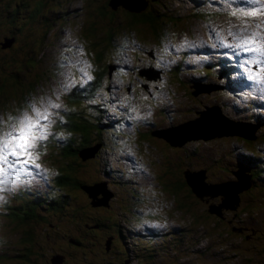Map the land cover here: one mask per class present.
<instances>
[{"label": "rangeland", "instance_id": "obj_1", "mask_svg": "<svg viewBox=\"0 0 264 264\" xmlns=\"http://www.w3.org/2000/svg\"><path fill=\"white\" fill-rule=\"evenodd\" d=\"M41 1H44L45 5L39 6L37 8L39 11H34L36 3ZM192 1H206L207 3L202 4L203 8L210 10L208 14L216 17L209 18L207 14L202 12H198V15L188 13L187 9ZM115 2L116 0L113 2L112 0H0V42L9 36L13 38L10 43H14L16 46L19 41L18 48L20 47L17 51L18 54H14L15 50L6 49L0 44V57H6L12 53L18 55L16 62H9L6 66L12 68L15 63L23 64L25 61L26 64L22 66H24L23 70L25 68L24 71H26V67H30L34 60L29 58V55L35 54L34 50L30 52L31 49L42 50V53L38 51L41 54L40 63L47 64L46 67H39V65L30 68L36 74H38L37 71L41 72L40 74L44 79L35 87L34 93L32 92L30 97L23 103V109H19L17 115L13 118L0 115V118H2L0 119V140L6 138V134L11 131L10 121L22 117L25 112L31 113L33 104L43 108L45 102H66L63 92L64 89L68 88L65 87L72 81H82L81 75L75 78L74 71L76 67H79V69L81 66L87 67L82 58L84 56V53H82L83 47L81 43L75 41L76 35H81L84 26H87V39L92 45L94 31L89 29L90 20L96 19V10H101V7L104 6L109 9L107 11H110V8L113 7L112 3ZM167 5L172 12L176 13L177 17H183V19L180 20L175 17L170 20L169 16H164V19L170 23L166 36L156 37L152 35V30L144 26L143 23L130 24L137 32L134 35V40L129 42L131 52L135 60L138 59L136 57L137 52L146 59L138 64L136 62L131 70L126 68V76L123 81L121 78H117L114 83L109 85L112 93L117 89L122 91L121 96L123 98H118L119 102H116V106H121V104L131 100L132 96H136L143 103L134 104L130 107L132 109L130 115L133 116V121L138 122L136 117L149 114L155 118L157 127H164L163 119L160 118L161 115H158V113L164 111L158 109L156 116H154L148 110V105L144 103L142 98L138 97L137 91L140 90H136L135 93L133 91L135 84L131 83L133 77L137 78L136 72L142 68L140 65L145 66L149 63L148 59L152 58V55L149 54L151 48H153V53L154 50L157 52L153 57L157 58L158 63L160 58L163 59L165 55V58L167 57L169 61L177 58L178 62L182 63L180 67H183L184 70L181 77L186 86L189 82L185 80V76L194 75L188 70L189 66H192L190 61L202 57L206 61L205 67L211 71H216L218 74L219 68H215L216 61L222 62L226 68L233 66L235 62L238 70L236 72L232 71V74L227 77L232 81L231 87L227 88H229L230 96L236 106L230 105L227 112H224L229 116L227 117L229 119L226 120L236 123L238 129L250 133L252 130L259 132L262 129V124H259L250 116L257 117L256 111L264 112V105L256 106L254 109V106L244 103L248 97L256 96L257 93L264 94V0H171ZM121 9L117 7L114 13H101L106 19L101 27H105L111 19L125 21L127 17L124 14V9ZM253 11L257 12L256 16L242 15V13ZM116 12L121 13L119 17L116 16ZM128 34L130 35V33ZM148 35L150 37H147ZM142 37H145V39ZM137 43H140L145 51L136 50L137 47L134 49L133 45ZM14 44H11L10 48ZM68 49H72L73 52ZM180 49H186L183 54L186 60H183V57L180 56L178 52ZM257 49L259 50L257 51ZM87 50L86 47L85 51ZM56 51L60 55L63 52L64 56L61 55L60 57H64L62 59L64 65L62 66V63L55 64L56 69L52 74L53 68H50L51 63L49 61L57 58ZM194 51H197V53ZM199 51L204 53H198ZM172 53L175 54L174 57L171 56ZM121 54L124 55L122 58L126 66V60L132 59V56L128 51ZM27 58L28 60H26ZM65 58H69L70 63H67ZM117 59L115 60L116 65L118 64ZM170 64L174 63L170 62ZM174 66L176 65L174 64ZM58 68H61L60 72H58ZM151 68L149 70L151 74L146 72L147 69H140L138 72L153 76L155 68L163 70V66L156 67L153 64ZM232 69L234 68L232 67ZM166 75H170V77L166 78L161 75V78L166 82L162 84L163 88L160 92L167 90L170 82L172 93L165 95V99L161 103L152 102V104L156 103V105L169 110L168 112L171 113L170 123L189 118L194 113V109L198 108V105L202 106L200 108L206 109L202 93L192 95L187 89L181 90V88H184L183 84L171 83V81H177L175 73L171 72ZM111 76L116 75L111 72ZM212 77L214 82L210 84V88H215V90L213 91L214 94H207V97L212 98L211 101L217 99V102L227 100L225 93H221V88L225 87L227 78L221 74ZM234 81H236L235 86ZM216 83L217 85H215ZM253 85H255V90ZM198 86L200 84H196V87ZM19 88L22 87L18 85L13 87L11 89L12 93L18 92ZM126 92H128L127 96ZM172 96L175 98L176 103L172 102ZM8 98L4 101L5 103L17 105V98L12 99L10 96ZM248 101H251L250 104L253 105L263 103L259 98L249 99ZM111 104V106H114L115 103ZM111 109L114 108L106 107L104 111L108 120L113 117ZM240 109H243L244 118L239 117V114H241ZM207 110L210 111L212 117L223 118L216 107L212 106V110ZM60 111L61 108L54 110V112H58V115ZM198 114L199 112L196 116ZM57 117H54L48 129L49 134L52 132L53 124H58ZM116 117L118 118V113H116ZM242 123L245 124L242 125ZM199 125L196 126V129L183 128L180 130L178 133V135H181L180 139L190 133L203 135L214 133V136L208 138L201 136L187 137L182 140L176 138L178 135L169 136L172 141L169 137L164 139L172 144L170 145L163 140L169 146L165 148L167 150L163 149V151L173 154L171 156L173 161L190 167V171H193L189 174L192 176L189 177L192 183L197 181L194 180V177L201 179L203 173L200 171L201 169L198 172L196 168L204 165L208 167L203 180L201 179L196 184L197 189L194 186L193 191L196 195L192 192L189 194L191 198L189 201L192 204L187 206L189 209L191 207L192 210H196L200 215L205 216L204 223H192L191 211L184 213L176 210V205L168 198V194L161 190L162 186L158 183V171L165 167L164 156L162 151L154 149L150 142L147 144L144 142V139L148 138L145 134L144 139L141 137L143 139L141 147L136 145V141L135 144H127V148L133 150L136 154L128 157L120 166V163L115 161L116 154H113L111 149L108 151V148L106 151L109 161H106V163L95 162L93 159L97 157L90 161L87 160V167L85 166L87 169L83 170L82 168V171L80 170L76 175L78 179L75 182H82L80 184L81 189L78 190V201L74 197H68V200L59 201L50 206L53 202L51 200L47 202L33 200L34 190L51 186L53 180L49 178L48 166L50 161H46V158L49 151L54 149L49 150L50 143L44 140L37 145L35 150L34 158L37 160L36 165H39V167L29 164L26 170L20 173L19 180L11 186V190L0 191V197H3V200L0 201V264H25L20 262L17 254L29 249L28 245L31 242H36L38 246L43 244L42 248L47 253V256H45L44 252L41 251L42 256H40L41 246L38 247L35 253L29 256L32 259V264L37 262L36 259L46 264H127V262L129 264H149L147 257L154 251L157 252V257L153 259L155 262L153 264H245L260 261L257 254L250 252L247 243L251 239L244 238L242 233L232 229V220H236V215L228 208L216 205L219 199L218 195L224 194L226 204L232 205L236 202L233 196H239L241 199L242 195L248 192L246 191L248 175L243 174L246 170L243 171L242 166L229 155L231 138H239L240 143L244 142L246 145H248V142L240 137L231 136L230 133H234V130L228 123L225 124L224 128L220 127L219 129H200ZM103 131L106 134L111 129L105 127ZM188 140L191 141L187 142ZM195 141H206V143L197 145L195 155H185L183 149L180 150L184 145L193 146L197 143ZM158 147L161 146L158 145ZM146 152H149L148 155L145 154ZM108 154L113 158L112 161ZM56 162L58 161L56 160ZM95 168L100 171V178H104L106 189L109 192L112 191L111 196H108L109 193L103 183L96 181L88 184L89 181L84 178V174L88 175V170ZM101 168L105 169L102 171ZM171 168L174 169V167ZM239 174L244 175L245 179L240 180ZM12 179H16L15 176ZM108 182L114 183H111L112 186H110ZM86 186H88L89 192L83 189ZM98 186L101 187V192H99ZM56 188L54 191H62L59 184H56ZM23 191L26 193L24 194ZM22 193L23 195L20 196ZM161 197H163L164 208H157V203H159ZM221 197L223 198V196ZM24 198H28L30 202H33L32 210L36 212V219L29 217L28 220L22 221L19 217L9 216L12 212L23 214L21 208L7 207L20 203ZM25 205L27 206V204ZM258 206L255 203V207L258 208ZM50 207L58 210L59 214L57 213L56 216L60 219L55 215L52 217L51 210L54 209H50ZM259 208L256 209L257 213L253 212L251 214L248 212L243 216L245 220L257 224L259 227L262 225L264 230V221L263 223L260 222V218L264 216V207ZM235 209L241 211L236 207L231 208L232 211H235ZM155 210H159V212ZM45 216L48 218L49 223L45 224V232H41L38 228L42 227L44 229V225L41 224L40 227H37V225L40 224V221L46 219ZM108 217L112 219H108ZM50 224L52 225L50 226ZM117 227L123 229L122 233H116ZM30 230L34 233L32 240L27 239L26 235L22 237L25 231L31 232ZM59 230L62 231L61 235L58 232ZM153 231H156V233H153ZM148 234L153 236L154 239L152 240ZM115 238H121L120 243L122 245L120 247L114 244ZM19 239L25 241H22L21 244ZM259 249L262 250L260 247ZM58 256H61L59 262H57ZM23 258L25 259V256Z\"/></svg>", "mask_w": 264, "mask_h": 264}, {"label": "trees", "instance_id": "obj_2", "mask_svg": "<svg viewBox=\"0 0 264 264\" xmlns=\"http://www.w3.org/2000/svg\"><path fill=\"white\" fill-rule=\"evenodd\" d=\"M117 1V0H116ZM146 2V6L144 10L142 11H128L126 10L122 5L118 4L116 7L110 8V11L108 8H105L102 6L101 10H96L95 12L96 19L90 20L89 29H92L94 31L93 33V44L88 41L87 39V32L86 28L87 26H84L83 33L77 34L75 41L77 43H81L83 47L84 56H82L84 62L87 64V67L81 66L75 69V78H78L79 75H81L82 81H72L69 83L64 89L63 95L65 98V101L60 103L61 105V111L56 119H58V124H53L52 126V132L54 133L55 137H49L46 141L50 143V149H54L53 151H49V155L46 158V161H50V168H53L52 170L48 166V173L49 178L53 179L51 181V186L48 188H42L40 190H34V195L32 198L36 201H53L51 202L50 206H53L54 203L59 201H66L69 198L68 197H74L78 201L79 195L78 190L81 189L80 184L82 182H75L77 178L78 172L80 170L87 169L86 162L87 160H92L94 157H97L95 162H105L107 160L106 155V149L111 148L112 146L115 148H121L122 150L127 149V144H130V139H126L127 135L124 134V132L120 133L121 129H125L129 126V123L133 120V118H129V116L124 115L122 117H119L117 119L113 118L108 120V117L105 116V110L108 105V99H106V94L108 92L109 85L114 83L117 78H121L123 81L126 76V67L124 65V57L123 52H129L132 56V62L133 64L140 63L142 60L146 59V57H143L139 52L136 53V57L138 58L135 60L133 53L131 52L130 44L133 38L137 33L133 27L130 26L132 23H143L144 26L151 29L152 35L159 37L161 35L166 36L167 32L169 30L170 23H168L164 18V16H169L170 20L172 18L177 17L176 13L172 12L170 7L167 5L168 2L171 0H143ZM207 3L206 1H199L194 2L192 1V4L188 7L187 11L191 14L198 15V12H202L203 14H207L209 18L216 17L211 16L208 14V11L205 10L206 8H203L202 4ZM45 5L44 1L37 2L33 9L34 11H39L37 9L39 6ZM104 5V4H103ZM109 5V2H108ZM117 7L122 8L121 10L125 11L124 14L126 15L127 19L125 21L121 19H109L110 21L108 24L105 25V27H101L102 24L106 21L104 13L112 12L114 13L115 9ZM114 8V9H113ZM169 8V9H168ZM100 11V12H99ZM103 13V14H101ZM121 13L116 12V16L119 17ZM123 14V13H122ZM180 20L183 19V17H177ZM104 19V20H102ZM169 25H168V24ZM162 25V26H161ZM127 26V27H126ZM129 32H128V31ZM122 32V33H121ZM130 33V35L128 33ZM134 32V33H133ZM126 38L124 39V37ZM147 37H150L149 35ZM7 36L4 41H1L0 44L6 49H12L15 50L13 52L14 54L17 53V51L20 49L18 48V43H10L13 38ZM145 39V37H142ZM137 40V38H136ZM84 42V44H83ZM11 44H14L12 48H10ZM139 45H133V48L136 50H143L145 49ZM8 45V46H7ZM86 47L88 48L87 51H85ZM98 48V49H94ZM26 50V49H25ZM35 51V54L29 55V58H33L32 65L30 67H26L23 70L22 66L23 64H26L25 61L22 63H15V65L12 68H9L7 63L9 62H16L18 60V55L8 54L6 57H0L2 63H0V115H3L5 117L13 118L17 115L18 110L23 109V103L30 97L32 92L34 93L35 87L39 85L42 80L44 79L42 75L37 71L38 74H36L32 69H30L33 66H44L46 67L47 64L40 63V53L38 51L42 50H35L31 49L30 52ZM70 52L73 50L68 49ZM186 49H180L178 52L180 53V56L183 57V60H186L185 56L183 54L185 53ZM25 52V51H24ZM69 52V51H68ZM69 52V53H70ZM197 53V51H194ZM57 58H54L50 60L51 63L50 68L52 69V74L54 73V69H56V66H54L57 63H62V66L64 65L62 59L64 57H60L61 55L64 56L63 52L60 55L58 51ZM156 50H154V53L149 52V54L152 55V58H149V63L145 64V66H141L140 69H147L146 72L149 73L150 68L152 67V64L156 67L163 66V70H157L155 68V74H152L153 76L143 75L137 71L136 76L140 78H134L131 79V83L135 84V87L133 88V91L136 93L137 91L138 97L142 98L143 101L146 102H157L162 101V95L160 93L162 87V84H164L166 81L161 78V75L169 78L166 74L175 73L177 76V81H171V83L175 84H183L184 80L182 79L181 75L183 74V67H180V62H178L177 58L167 59L165 56L163 59L160 58V62L158 63L157 58L153 57L155 56ZM193 53V52H191ZM198 53H204L203 51H199ZM18 54V53H17ZM24 54V53H23ZM22 54V55H23ZM150 55V56H151ZM171 56H175L174 53L171 54ZM117 59V65L115 64V60ZM204 58V57H203ZM4 59V60H2ZM67 59V63H70L69 58ZM121 59V60H120ZM28 60V58L26 59ZM181 60V58H180ZM200 60V61H198ZM170 62H173L174 64H170ZM85 64V65H86ZM112 64V67H111ZM142 64V63H141ZM190 64L192 66H189V69L191 73L194 75H189L186 77L185 80H187L189 83H187V86L184 85V88H181V90L187 89L189 92H191L192 95H198L203 94L204 96V106L209 105V107H216L218 111L222 114L223 118H214L212 119L216 123H225L223 119H229L227 114L224 112H227V109L230 105H235L232 101V98L230 96L231 92L229 88L231 87L230 84H232V81L228 79L229 75L232 74V71H235L236 63L234 62L233 66L230 67H224V64L222 62L216 61L215 68H219L218 72L219 74L225 76L226 79V85L221 88L222 92L225 93V97L228 98L227 100H222V102H217V99L207 97V91L210 90V84L213 83L214 79L212 76H218L219 74L216 73V71H211L208 68L205 67L206 61L205 59H202L200 57L197 60L190 61ZM174 66V67H173ZM72 67V66H71ZM18 68V69H15ZM42 69V68H41ZM152 69V68H151ZM43 70V69H42ZM121 70V71H120ZM171 70V71H169ZM44 71V70H43ZM61 71V68H58V72ZM80 71L82 72L80 74ZM90 71V72H89ZM160 71V73H159ZM111 72H113L116 76H111ZM162 72H164L162 74ZM151 74V73H149ZM91 76L92 79L88 80L87 77ZM232 78V77H231ZM169 81V80H168ZM147 83H152L150 86ZM236 81H234L235 86ZM196 84H200V86L196 87ZM16 85L21 86L22 88L18 89V92L12 93L11 89L15 87ZM126 85V84H124ZM128 85V84H127ZM217 85V83L215 84ZM123 86V83H122ZM253 89L255 90V85H253ZM142 91V92H141ZM170 94L172 93L170 82L169 86L167 87V91ZM128 93V92H126ZM159 99L157 98L158 96ZM224 95V94H223ZM11 97L12 99L17 98L18 103L17 105L14 104H8L5 103V100H8V97ZM108 96V94H107ZM246 96V95H245ZM248 96V95H247ZM264 94L257 93L256 96L248 97L247 101H245L244 104L249 106H254V109L256 106L264 105ZM259 98L263 103L253 105L252 103L248 101L249 99H255ZM138 101H141L137 99ZM201 105H198V108L194 109V113L192 116H190L188 119L183 120L181 122H178L177 124L182 125L187 120L193 119V117H196V114L202 110L203 108ZM115 111L114 109H112ZM164 115L171 114L168 112L169 110L163 109ZM212 110V108L210 109ZM256 111V110H255ZM241 114L240 117L244 118L243 109H240L239 111ZM210 113V111H209ZM199 115V114H198ZM255 116H250L252 119H254L259 124H262V129L257 132L252 130V132H247L241 129L236 128L235 126H232L234 129V133H230L231 136L240 137L241 139H244L248 142V145H246L244 142L240 143L239 138H231L230 139V154L231 158H234L240 166H242V170H246V174L248 175V185L246 187L247 193L242 195L241 199H236V202L232 205L226 204L224 201L225 195L221 194L218 195L219 199L216 203L219 207L228 208L234 215L236 220L233 221L232 229L236 232L242 233L244 238L251 239L247 244L250 248V252L257 254L260 261H257L255 263H245V264H264V230L262 229V225L259 227L257 224H253L250 221H247L244 219L243 214H246L250 212L251 214L257 213L256 209H260L259 207H264V112H257L256 111ZM131 116V115H130ZM4 117V118H5ZM123 119V120H122ZM231 119V118H230ZM114 120V121H113ZM122 120V121H121ZM131 120V121H130ZM232 120V119H231ZM56 121V120H55ZM219 121V122H218ZM121 124V127H120ZM200 124V121L196 124H189L183 128L189 129H196V126ZM176 125V124H174ZM202 124L199 125V128L201 129ZM110 128L111 131L106 134L103 131V128ZM208 128V127H205ZM238 129V130H237ZM149 133H142L138 136H136V145H139L141 147V143L144 139V134L148 137L144 139V142L147 144L150 142V144L154 147V149L161 150L162 154L164 156V163L165 167L158 171V183L162 186V191L166 194H168V198L176 205V210L185 212H190L191 219H193L192 223H204V217L203 215H200L199 212L196 210H192L191 207V198L189 197V194L193 191V185L190 182V178L192 177L189 174L193 173V171H190V167L182 165L180 162H175L171 158L173 154H169V152L163 151L166 147H169L163 140H165L167 143L170 144V142L166 139H168L169 136H176L180 132L177 131L173 134H160L158 135L156 132L160 131L156 128L148 129ZM152 130V131H151ZM182 130V129H181ZM116 131L118 134H116ZM170 132V131H169ZM239 133V134H238ZM233 134V135H232ZM152 135V136H151ZM181 135H178L176 138L180 139ZM143 137V139L141 138ZM167 137V138H166ZM166 138V139H164ZM187 138V135H184L180 140ZM208 138V137H206ZM169 139L172 141L171 137ZM178 140V141H180ZM191 140H188L189 142ZM134 142V141H133ZM163 143V144H162ZM172 144V143H171ZM170 144V145H171ZM160 145L161 147H158ZM198 145V144H197ZM197 145L193 146H185L181 148L185 152V155H195L196 149L198 148ZM234 148V149H233ZM167 150V149H165ZM149 151V150H147ZM191 151V152H190ZM187 152V153H186ZM149 152H146L145 154L148 155ZM88 155V156H87ZM104 155V156H103ZM106 158V160H105ZM56 160L58 162H56ZM45 161V160H44ZM82 166V167H81ZM86 166V167H85ZM171 167H174L172 170ZM204 167V168H203ZM201 169L203 171V177L205 176L207 170V166L204 165ZM168 168V170H166ZM79 169V170H78ZM198 169V168H196ZM166 170V171H164ZM99 170L97 168L93 170H88V175L84 174V178L89 181L88 184H92L96 181H99L104 184L105 187V181L104 178H100ZM233 172V171H232ZM237 174V172H236ZM52 175V176H51ZM96 176V177H94ZM202 177V180H203ZM225 178V177H224ZM223 180V179H222ZM114 183V182H111ZM111 183L108 182L110 186ZM56 184H59V187L62 191H54L56 188ZM243 185V184H242ZM245 186V185H243ZM99 187V192H101V187ZM109 188V187H108ZM242 188V187H241ZM86 192H89L88 186L83 188ZM106 189V187H105ZM111 189V188H110ZM76 190V191H75ZM107 190V189H106ZM108 191V190H107ZM262 191V193H260ZM25 194L26 192L23 191ZM20 194L21 195H23ZM108 196L112 195V191H108ZM254 193V194H253ZM105 194V192H104ZM260 194V195H259ZM196 195V194H195ZM161 196V194H160ZM223 196V198L221 197ZM184 197L185 200H184ZM239 197V196H238ZM41 199V200H40ZM163 199V197H161ZM190 202L189 205H187V201ZM255 203H257L259 206L258 208L255 207ZM27 204V206L25 205ZM33 202H30L28 198H24L20 203H15L14 205H9L7 208L12 207L14 209L21 208L23 214H17V213H10V215L19 217L22 221L28 220L29 217H33L36 219V212L32 210ZM23 205V206H22ZM37 205V204H36ZM38 206V205H37ZM143 207V206H142ZM236 207L240 209L241 211L235 209V211H232L231 208ZM144 210L145 207H143ZM248 208V209H247ZM50 209H54L53 207H50ZM249 210V211H248ZM264 212V211H263ZM228 213V212H226ZM52 217L56 213L52 212ZM59 214V213H58ZM227 216V214H226ZM57 217V216H56ZM55 217V218H56ZM46 219L42 220L41 223L44 225L43 227L46 228L45 224L47 223V217ZM60 219L59 217H57ZM264 216L260 218V222L263 223ZM207 228V227H206ZM208 229V228H207ZM263 230V231H262ZM31 231V230H30ZM59 234L62 233V231H58ZM156 232V231H153ZM26 235L27 239H31L34 236V233L25 231L24 237ZM70 235V234H69ZM68 235V236H69ZM262 236V237H260ZM241 237V236H240ZM21 241V239H19ZM22 241H25L24 239ZM21 241V244H22ZM122 240L121 238H115L114 244L118 245L119 247L122 245L120 243ZM30 244V243H29ZM24 245H26L24 243ZM41 246V247H40ZM42 245H37L36 242H31L30 245H28L29 249H26L23 251V253L17 254V256L20 258V262H24L25 264H32V259L29 258L30 255L34 254L35 251L40 247L39 254L42 256V252H44L45 256H47V253L43 250ZM259 247L262 249L260 250ZM246 249V248H245ZM22 254V255H21ZM25 256V259L23 258ZM37 262L34 264H46L41 263L36 259ZM14 263V261H12ZM21 264V263H19Z\"/></svg>", "mask_w": 264, "mask_h": 264}, {"label": "snow or ice", "instance_id": "obj_3", "mask_svg": "<svg viewBox=\"0 0 264 264\" xmlns=\"http://www.w3.org/2000/svg\"><path fill=\"white\" fill-rule=\"evenodd\" d=\"M242 15L256 16L257 12ZM87 79L91 80L92 77L88 76ZM60 108L59 103L45 102L43 108L33 104L31 113L25 112L22 117L10 121L11 131L6 134V138L0 140V191L11 190V186L19 180L20 173L24 172L29 164L36 165L34 157L37 145L47 140L48 129L54 117L58 116V112L54 110ZM13 176L16 179H12ZM2 200L3 197H0V201Z\"/></svg>", "mask_w": 264, "mask_h": 264}, {"label": "clouds", "instance_id": "obj_4", "mask_svg": "<svg viewBox=\"0 0 264 264\" xmlns=\"http://www.w3.org/2000/svg\"><path fill=\"white\" fill-rule=\"evenodd\" d=\"M126 68L128 69V70H131L132 69V67L135 65V64H133V62H132V59H129V60H126ZM235 69V68H234ZM236 72V71H235ZM187 76H189V75H187ZM187 76H185V79H186V77ZM167 90H165L164 92H160L161 93V95H162V98H163V100L165 99L164 97H165V95H167V94H170L169 92H166ZM107 94H108V96H107ZM107 94H106V99H108L109 98V100H108V105H107V107H111V108H114V110L115 111H113L112 109V113H113V117L111 118V119H113V118H115V115H116V113H118V118L119 117H122V116H124V115H127V116H129V118H133V116L131 115L130 116V113L132 112V109L130 108L132 105H134V104H140V103H143L142 101H138L137 100V98H136V96L135 97H131V100H128V101H126L124 104H121V106H116V102H119V100H118V98H123L122 96H121V94H122V91H119L118 89H117V91H115L114 93H112L111 92V87L109 86V88H108V92H107ZM128 95V93H126V96ZM159 97H161L160 96V94H159V96L157 97L158 99H159ZM122 102V101H121ZM157 102H162V101H157ZM156 102V103H157ZM172 102L173 103H176V100H175V98L172 96ZM111 103H115V104H113L114 106H111L112 104ZM144 103H146L147 105H148V110L149 111H151L153 114H154V116H156V114H157V110L159 109V110H161V108H163V109H165V107H163V106H160V105H156V103L155 104H152V103H150V102H146V101H144ZM206 106H209V105H206ZM205 106V107H206ZM131 109V110H130ZM167 110V109H166ZM122 111H123V113H122ZM157 111V112H156ZM158 115H161L160 116V118H162L163 119V122H164V127H162V128H159V127H157L156 125H155V118H153L152 116H150L149 114H147V115H140L139 117H136L137 119H138V122H134L133 120L129 123V126L128 127H126L125 129H121V131H120V133H122V132H124V134L125 135H127V138L126 139H130V144H135L134 142L136 141V136H138V135H140V134H142L143 133V131L146 129V130H148V129H152V128H156V129H158V130H163V131H157L156 133L158 134V135H160V134H164V133H169V131H170V133L171 134H173V133H176L177 131H179V130H181V129H183V127L182 128H177L178 126H181V125H179V124H177L178 122H181V121H183V120H186V119H188V118H186V119H181V120H179V121H176V122H173V123H170L169 121H171V114H169V115H164V113H162V112H160V113H158ZM240 117V116H239ZM194 118V117H193ZM115 119H117V117L115 118ZM123 120V119H122ZM121 120V121H122ZM144 120H146V121H144ZM190 120V119H189ZM242 120V119H241ZM114 121V120H113ZM182 123V122H181ZM186 123V122H185ZM174 124H176V125H174ZM120 127H121V124H120ZM52 130V129H51ZM152 131V130H151ZM53 133V132H52ZM54 134V133H53ZM116 134H118V132L116 131ZM53 137H55V135L53 136ZM167 138V137H166ZM134 141V142H133ZM195 142H197L196 144H194V146L195 145H197V144H199V143H206V141H195ZM109 149H111V151H112V153L113 154H116V158H115V161H117V162H119L120 164H119V166L120 165H122V162L123 161H125L126 159H128V157H132L133 155H135L136 153L133 151V150H131V149H125V150H122L121 148H115V147H111V148H109ZM109 149H108V151H109ZM106 155H107V151H106ZM104 156V155H103ZM108 156L110 157V155L108 154ZM112 159L113 158H111L110 157V160L112 161ZM105 160H106V158H105ZM108 160V159H107ZM109 161V160H108ZM102 163H104V162H102ZM119 166H118V168H119ZM200 168H202V167H200ZM200 168H198V169H196L197 171L198 170H200ZM204 168V167H203ZM201 171V170H200ZM199 172V171H198ZM203 172V171H202ZM50 187V186H49ZM48 188V187H47ZM7 207V206H6ZM133 233V232H132ZM153 233H156V232H153ZM152 233V234H153ZM149 235V237L153 240L154 239V237L153 236H151L150 234H148ZM151 240V241H152Z\"/></svg>", "mask_w": 264, "mask_h": 264}, {"label": "water", "instance_id": "obj_5", "mask_svg": "<svg viewBox=\"0 0 264 264\" xmlns=\"http://www.w3.org/2000/svg\"><path fill=\"white\" fill-rule=\"evenodd\" d=\"M114 0H112L113 2ZM140 2H142V4H140ZM139 3H134V2H131L130 0H117L115 3H112L113 7H116L118 4L122 5L126 10L128 11H142L144 10L145 6H146V2L145 1H142L140 0ZM136 47L139 45L138 43L135 44ZM212 107H209V106H206V109H202L199 111V115L196 116L195 118L191 119V120H187L186 123L184 122L181 126H178L177 128H182V127H185L189 124H196L200 121V117H201V114L203 111L207 110V109H211ZM209 111V110H208ZM234 121V120H233ZM224 124V123H223ZM234 130V129H233ZM212 132V131H211ZM213 132H214V129H213ZM196 136H201V137H210V136H214V133H211V134H208V135H203V134H196V133H190L187 135V137H196ZM203 177V174L201 176V179ZM197 178V179H196ZM51 179V178H50ZM199 179L198 177H194V180H197L195 183H192L193 184V188L195 186V188L197 189V185L198 182L201 180ZM52 180V179H51ZM194 188V189H195ZM193 189V190H194ZM41 222V221H40ZM58 255V254H57ZM61 260V256H58V261L59 262Z\"/></svg>", "mask_w": 264, "mask_h": 264}, {"label": "bare ground", "instance_id": "obj_6", "mask_svg": "<svg viewBox=\"0 0 264 264\" xmlns=\"http://www.w3.org/2000/svg\"><path fill=\"white\" fill-rule=\"evenodd\" d=\"M131 2H134V3H139L140 2V0H130ZM143 1V0H142ZM142 4V3H141ZM213 90H215V88H210V90L209 91H207V92H211V91H213ZM226 123H224L223 124V122H221V123H216L213 119H212V117L210 116V113H209V111L208 110H205V111H203L202 112V114H201V117H200V124H202L201 125V127H202V129H205V127H208V128H215V129H219L220 127L221 128H224L226 125L225 124H229L230 126H235V127H238V126H236V123H231V122H229L228 120H226V119H223ZM219 122V121H218ZM243 124H245V123H242V125ZM238 130V129H237ZM239 170H241V169H239ZM238 170V171H239ZM238 171H237V173H238ZM244 171V170H243ZM243 174L244 175H246V172L244 171L243 172ZM244 175H242V174H239L238 175V177L240 178V180H242V179H245V176ZM233 197H235V199H239V197L238 196H233Z\"/></svg>", "mask_w": 264, "mask_h": 264}, {"label": "flooded vegetation", "instance_id": "obj_7", "mask_svg": "<svg viewBox=\"0 0 264 264\" xmlns=\"http://www.w3.org/2000/svg\"><path fill=\"white\" fill-rule=\"evenodd\" d=\"M10 39H11V38H10ZM152 50H153V48L150 49V52H152ZM152 53H153V52H152ZM153 56H154V55H153ZM137 78H140V77H137ZM147 84L150 86L151 83H147ZM213 91H214V90H213ZM213 91H211V92H207V94H210V93L214 94ZM143 133H149V130H146V129H145V130L143 131ZM149 134H150V133H149ZM104 169H105V168H101L102 171H103ZM117 176H118V174H117ZM103 180H104V179H103ZM157 208H164V202H163V199L160 198L159 203H157ZM51 211L54 212V213H56V214L58 213V210H57V209H54V210H51ZM155 211L159 212V210H155ZM52 215H53V214H52ZM108 219H112V218H109V217H108ZM47 223H49V222H48V218H47ZM41 224H42V223L40 222V224H38L39 226L37 225V227H40ZM51 225H52V224H50V226H51ZM38 229H39L41 232H45L44 230H45L46 228L42 229V227H40V228H38ZM54 230H56V229H54ZM122 231H123V229H122L121 227H117V232H116L117 234L122 233ZM235 231H236V230H235ZM60 235H61V234H60ZM87 235H88V234H87V232H86V236H87ZM109 245L111 246V244H109ZM155 257H157V252L154 251V252H152V253L147 257V260H148V261H147V260H146V261H147L149 264H153V263H155L154 260H153ZM122 259H124V258H122ZM156 262L158 263V261H156ZM127 264H129V262H127Z\"/></svg>", "mask_w": 264, "mask_h": 264}]
</instances>
